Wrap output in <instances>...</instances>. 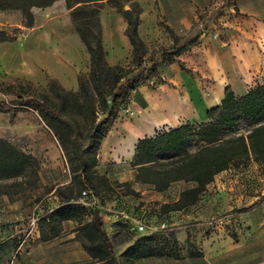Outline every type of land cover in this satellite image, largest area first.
Segmentation results:
<instances>
[{
    "label": "rangeland",
    "instance_id": "rangeland-1",
    "mask_svg": "<svg viewBox=\"0 0 264 264\" xmlns=\"http://www.w3.org/2000/svg\"><path fill=\"white\" fill-rule=\"evenodd\" d=\"M136 1L141 10L143 6L148 9L157 4L155 0ZM231 1L234 0H214L216 4L212 6L205 5L201 0H192V18L188 27L178 35L168 32L165 19L158 18L156 22L160 33L152 25L146 26V37H156L159 41L155 46H148L141 37L146 46L145 65L151 67L155 63L156 71L151 74L148 82L141 84L119 105L116 117L119 122L131 124L140 107L147 105L142 101L141 95L162 87L176 88L177 84L187 80L199 81L206 93L213 85L220 83L224 89L230 86L239 95L237 85L240 89H248L264 81V68L251 73L247 82L243 77L225 76L221 69V78L213 76L212 64L217 63L220 68L227 70L219 59L221 53L235 46L239 47L248 32L243 29L242 18L230 10ZM99 5L101 29L105 32L117 29L124 33L126 23L122 15L106 1ZM127 8L128 5L125 4L123 9ZM32 12L34 23L29 28L23 26L20 10H0V31H5L13 38L0 43V99L11 102L17 97H26L32 92V88L37 93H48L55 112L79 124L81 139L85 142L84 135L89 123L87 102L83 97L77 100L70 96L64 98L61 93L62 89L67 93H78L80 82L89 83L86 47L71 24L70 12L66 9L64 0H56L46 7H33ZM163 35L171 43H166ZM114 36L115 33L108 34L110 42ZM114 40V45L107 44L110 56L113 55L114 47L116 55L121 59L125 58L122 65H130L132 54L127 39L116 37ZM181 56L182 59L179 58ZM36 65L39 68L35 69ZM32 69L37 73L32 75ZM31 75L34 80L30 79ZM9 106V109L0 111V137L33 156L34 161L27 164L18 176H0V232L5 228L13 233L9 238L12 242L7 245L2 243L0 235V264H15L19 253L23 256L22 261L18 260L20 264H48L47 245H55L50 244L55 240L36 238V235L39 236L38 222L53 206L50 191L63 180L64 175L69 174L72 179L79 170L78 160L71 144L62 146L35 110L14 104ZM184 120L187 119L181 118L176 125L196 121ZM165 126L159 128L169 127ZM52 140L58 143L60 151L57 159L60 166L56 168L50 166L54 159L40 155L48 151L47 144ZM190 150H194L193 145ZM133 156L124 162H113L99 158L97 152L94 169L101 180L93 179L97 187V197L94 198L107 209L98 212V209L85 206V213L91 219L103 222L108 245L118 263L122 258L116 243L126 239L136 240L146 235L154 237L153 245L164 253L162 256L174 257L175 252L188 251L189 243L195 250L206 249L209 254L216 252L217 247L224 249L221 258L211 259L214 264H251L264 258V224H258V219L264 214V162L249 160L231 167L230 171L214 177L194 204L179 210L180 212L169 213L163 210L162 205L173 203L181 189L190 184L173 182L161 192L156 191L152 185L141 184L135 180ZM57 189L64 191L65 195L71 192L64 185ZM84 189L89 190L88 187L75 183L71 194L79 201ZM249 195H258L259 198L252 200ZM260 202L263 203L259 210L249 214L248 211L255 205H260ZM107 215H115L121 219L110 224L111 220ZM138 223L144 225V230L131 229ZM76 226L65 223L63 227L65 232H69ZM42 227L46 229L45 225ZM191 227L197 235L189 231ZM183 229L188 231V238L184 243L176 242L175 238L170 237H176V232ZM107 231L110 232L108 235ZM191 236L194 243L190 242ZM81 238L82 234L78 233L74 240H78L83 248ZM34 244L36 248L33 250ZM28 252L30 254H26ZM94 263L91 260L82 264ZM256 264H264V260Z\"/></svg>",
    "mask_w": 264,
    "mask_h": 264
},
{
    "label": "trees",
    "instance_id": "trees-1",
    "mask_svg": "<svg viewBox=\"0 0 264 264\" xmlns=\"http://www.w3.org/2000/svg\"><path fill=\"white\" fill-rule=\"evenodd\" d=\"M54 1L0 0V10H20L23 26L32 27V8L46 7ZM103 1L116 9L126 23L124 33L132 54L130 65H110L106 60L99 19V3ZM64 3L70 12L71 24L89 56V83L80 82L78 93H67L63 89L61 93L64 98L70 96L77 100L83 97L87 102L89 123L85 142L81 139L79 124L56 113L48 93H37L32 88L26 97H17L11 102L0 99V111L9 109L10 104L35 110L62 146L71 144L78 160L79 170L70 183L64 185L70 194L65 195L64 191L56 189L60 203L40 217L39 236L42 240L52 239L62 230L63 221L74 220L77 222L76 234H82L83 249L98 264H135L137 258L162 256L164 253L153 245L154 237L146 235L134 240L120 254L122 261L118 263L100 220L91 219L85 213V206L71 194L74 184L78 183L88 187L97 197L93 179L101 180L94 169L99 146L116 120L119 105L141 84L148 82L156 71L155 63L151 67L145 65L146 46L139 34L141 7L136 0H64ZM125 4L127 9H123ZM166 29L174 35L171 29ZM11 40L13 38L5 31H0V43ZM191 145L194 150H190ZM249 160L264 162V81L249 87L241 95H236L227 86L220 102L207 110L203 121H187L137 139L132 166L135 180L152 185L158 192L173 182L190 184L181 189L177 200L162 205L165 212H170L194 204L218 173ZM33 161V156L0 137L1 177L18 176ZM170 237L178 242L174 235ZM188 246L189 255L197 256L198 251L189 243ZM178 255L174 253V257Z\"/></svg>",
    "mask_w": 264,
    "mask_h": 264
},
{
    "label": "crops",
    "instance_id": "crops-1",
    "mask_svg": "<svg viewBox=\"0 0 264 264\" xmlns=\"http://www.w3.org/2000/svg\"><path fill=\"white\" fill-rule=\"evenodd\" d=\"M155 1H157L156 6L151 8L148 7V9H145L143 6L144 8L142 7L140 13L139 34L148 46H155L159 43L156 37L154 39L150 38L152 39V42L148 37H146L145 31L148 24L152 25L154 29L160 33L161 31L159 27L156 26V22L158 21V18L161 20L165 19L166 27L171 29L174 34L178 35L180 31H183L188 27L189 21L192 18L191 15H193L192 0H183L182 2H175L174 0ZM201 1L205 5L211 4L213 6V4H216L214 0ZM231 2L232 4L229 6L230 10L242 18L243 29L248 30V32L243 38L244 42H242L239 47L235 46L233 49H227L221 53L222 56L219 55V59L223 61V65L224 67H227V70L220 68L217 63H213L212 72L214 77L221 78L222 74L219 71V69H221L223 75L234 78L243 77L244 81L247 82L250 79L249 75L251 73H257L261 68H264V0H234ZM101 30L102 44L106 52V60L108 64H124L125 58H119L114 51V47H112L113 55L110 56L107 44L109 43V45H114V39L116 37H120L122 40H124V38L127 39L125 33H122L117 29L112 30V32H105L103 29ZM109 33H115V36L112 37L111 42L109 41L108 37ZM163 36V39L166 43L167 41L171 43L170 39L167 38L166 35ZM127 42L129 44L128 39ZM130 48L131 47L129 44V50ZM179 58L182 59L183 57L181 56ZM37 65L35 66V69L39 68ZM32 70V75L37 73V71L34 69ZM32 75L29 77L30 79L34 80V76ZM237 88L239 89V92H237L239 95L245 93L247 90L246 88L240 89V86L238 85ZM204 91L203 85L199 81L187 80L182 84H177L176 88L162 87L159 90L144 93V95H141V99L143 102H146L147 105L140 107L141 109L137 112L135 120H133L129 125L121 123L119 122V119H116L99 146L98 157H102L103 160H110L113 162H124L126 160H130L134 155L137 139L154 135L155 131L160 129V126H176L181 118L196 121L204 120L206 118L207 110L217 105L222 99L224 95V87L220 83H216L209 89L208 92L205 93ZM47 146L49 148L48 151H45L43 154H39L54 159V162L50 163L52 168L60 166V162L57 160L60 155L58 143L52 140L48 142ZM230 170L231 169L224 170L218 173L216 176ZM63 171L65 170L63 169ZM70 181L71 176L69 174L66 176L64 175L63 180L59 184H56L55 187L50 191L49 194L53 203L51 208L57 206L60 203V198L56 192L57 187L67 185L70 183ZM209 185L210 183L206 188H208ZM249 197L252 200H257V198H259L258 195H249ZM177 198L178 194L175 197V200H177ZM262 203L263 202H260V205H255L252 209H250V211H248L249 214L260 208ZM177 212L180 211H170L169 213ZM106 217L111 220L109 222L110 224L113 223L114 220L120 219V217L115 215H107ZM99 222L103 227V222ZM65 223H73L77 225V222L74 220H65L62 222V230L56 237H54L55 241L50 243L55 245H47L46 251L48 254V264H82L85 262H90L91 260L95 261L94 264H98V262L88 254V252L81 248L80 242L78 240H74L77 233L75 230L76 227H74L72 231L65 232L63 227ZM258 224H264V214L258 219ZM103 230L106 235L104 228ZM189 231L197 235L193 227L189 228ZM109 233L110 232L107 231V235ZM12 234L13 233L10 229L7 230L5 228L0 232L2 243H4V245L12 242V240L9 239L12 237ZM36 238H40V236L36 235ZM187 238L188 231L186 229L176 232V239L179 243H184ZM133 241L134 240L126 239L116 243V246L119 247L118 253L121 254L131 243H133ZM190 242L194 243L192 236L190 237ZM35 248V244L32 245V249L34 250ZM19 249L20 247L18 246L17 250ZM216 250V252L209 254L208 250L201 248L198 250L197 256H190L188 251L181 250L178 257H141L135 260V264H214L211 259L219 256L221 258L225 252L224 249H220V247H217ZM26 254L30 253L28 252ZM26 254L24 255V258H26ZM18 260H23L22 253H19ZM18 260L15 262V264H20ZM263 260L264 258H261L259 260L253 261L251 264L260 263Z\"/></svg>",
    "mask_w": 264,
    "mask_h": 264
},
{
    "label": "built area",
    "instance_id": "built-area-1",
    "mask_svg": "<svg viewBox=\"0 0 264 264\" xmlns=\"http://www.w3.org/2000/svg\"><path fill=\"white\" fill-rule=\"evenodd\" d=\"M78 202H80L84 206H90L93 209H98V212H101L102 209H107L105 206H102L101 204L97 203L93 194L88 189H84L81 191L80 200ZM131 229L136 230V231H142V230H144V225L141 223H138V224L132 226Z\"/></svg>",
    "mask_w": 264,
    "mask_h": 264
}]
</instances>
